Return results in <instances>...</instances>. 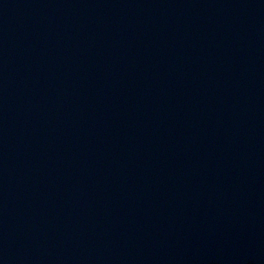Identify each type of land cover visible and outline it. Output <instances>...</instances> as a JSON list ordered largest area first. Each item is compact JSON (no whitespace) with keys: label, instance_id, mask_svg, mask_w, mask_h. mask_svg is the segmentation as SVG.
<instances>
[{"label":"water","instance_id":"1","mask_svg":"<svg viewBox=\"0 0 264 264\" xmlns=\"http://www.w3.org/2000/svg\"><path fill=\"white\" fill-rule=\"evenodd\" d=\"M0 264H264V0H0Z\"/></svg>","mask_w":264,"mask_h":264}]
</instances>
